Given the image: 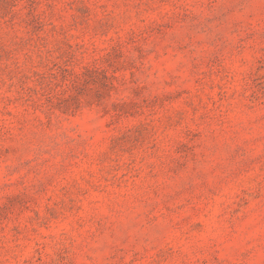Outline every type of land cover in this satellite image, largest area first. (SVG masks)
I'll return each instance as SVG.
<instances>
[{
	"label": "rangeland",
	"instance_id": "rangeland-1",
	"mask_svg": "<svg viewBox=\"0 0 264 264\" xmlns=\"http://www.w3.org/2000/svg\"><path fill=\"white\" fill-rule=\"evenodd\" d=\"M0 264H264V0H0Z\"/></svg>",
	"mask_w": 264,
	"mask_h": 264
}]
</instances>
